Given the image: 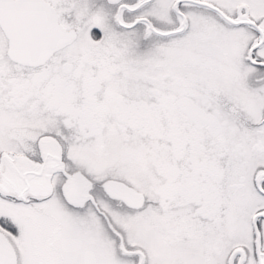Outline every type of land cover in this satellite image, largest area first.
Instances as JSON below:
<instances>
[{
  "label": "rangeland",
  "instance_id": "374dc122",
  "mask_svg": "<svg viewBox=\"0 0 264 264\" xmlns=\"http://www.w3.org/2000/svg\"><path fill=\"white\" fill-rule=\"evenodd\" d=\"M48 1L77 35L44 63L10 59L0 28V172L6 155L40 160L48 136L66 169L92 180L96 204L67 202L58 171L49 194L0 191L15 264H227L236 246L242 264H257L264 66L247 51L260 34L210 5L264 27V0H203L189 20L172 0H152L156 32L122 28L107 0ZM253 57L264 61V40ZM106 177L142 191L144 204L107 196ZM258 226L264 253L263 218Z\"/></svg>",
  "mask_w": 264,
  "mask_h": 264
},
{
  "label": "water",
  "instance_id": "95a60500",
  "mask_svg": "<svg viewBox=\"0 0 264 264\" xmlns=\"http://www.w3.org/2000/svg\"><path fill=\"white\" fill-rule=\"evenodd\" d=\"M204 3V1H199ZM207 4V3H205ZM176 8V3L174 4ZM226 20L236 23H248L259 32L260 38L254 42L247 51V58L252 64L264 66V61L253 57L254 49L264 40V27L251 19L235 21L223 14L216 6L210 5ZM0 28L7 39L6 54L10 59L18 63L36 66L44 63L57 49L73 41L77 31L73 27H65L59 21L57 9L48 0H0ZM174 31H166L171 33ZM264 121V113H263ZM42 149V161L35 162L25 155H19L12 160L9 156H3L5 166L17 171L20 188L11 186V191L17 192V197L25 199L27 194L43 196L52 191L51 176L55 172H61L64 180L61 184L62 193L67 202L75 206H82L87 201L96 204L91 192L92 180L80 169L68 171L65 167L59 148L53 138L44 136L39 139ZM1 178V177H0ZM264 168L258 169L254 176L256 190L264 195ZM0 187L9 189L5 181L0 182ZM18 185V182L16 183ZM107 196L122 201L127 207L137 209L144 204L145 195L124 180L106 177L100 183ZM0 188L1 190H3ZM264 219V210H256L251 216V226L254 235V252L257 264H264V253L261 249V237L258 219ZM238 255L235 264H242L245 250L242 246L234 247L227 259V264H233V257ZM138 260L136 264H142ZM0 264H15V254L10 240L0 230Z\"/></svg>",
  "mask_w": 264,
  "mask_h": 264
},
{
  "label": "flooded vegetation",
  "instance_id": "af4514ba",
  "mask_svg": "<svg viewBox=\"0 0 264 264\" xmlns=\"http://www.w3.org/2000/svg\"><path fill=\"white\" fill-rule=\"evenodd\" d=\"M114 8V15H115V20L119 26L122 28H129L133 27L136 25L142 26L144 28L145 32H156L158 26L156 25L155 21L151 18L150 16V10L148 9V5L152 0H107ZM199 1L203 0H172L171 3V9L175 13H178L180 11L183 15L180 17L182 20H189V17L191 18V12L196 11L197 9L194 8L193 5L201 4ZM176 3V8L175 4ZM59 14V13H58ZM195 14V13H194ZM177 23V21H175ZM171 24V27L167 28L170 31H174V24ZM167 27V26H163ZM40 147V146H39ZM40 160H33L35 162H40L42 161V149L40 147ZM21 154H16L12 160H14L15 157L19 156ZM15 161V160H14ZM20 170L18 166L14 167V170L8 169L5 164L3 163L2 165V172H0V182L5 181L10 183L11 186L13 184L15 185L16 189L20 188L21 183L19 182V177L17 176V171ZM204 179V175L202 177ZM18 182V185L16 184ZM1 185V184H0ZM9 185V184H8ZM9 185V189L2 188L3 190L0 189L1 192L4 194H10L13 195L15 198L20 199L17 197V192L11 191V186ZM31 195L27 194L26 198ZM32 196V195H31ZM36 196V195H33ZM25 198V199H26ZM25 199H20V200H25ZM3 226L2 224H0ZM0 230H2L5 235L7 236V231H5L4 228L0 227ZM8 237V236H7Z\"/></svg>",
  "mask_w": 264,
  "mask_h": 264
}]
</instances>
